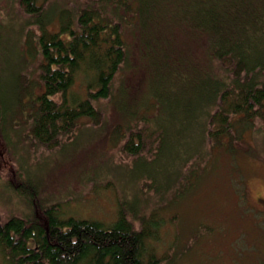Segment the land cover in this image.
Returning <instances> with one entry per match:
<instances>
[{"label": "trees", "instance_id": "16d2710c", "mask_svg": "<svg viewBox=\"0 0 264 264\" xmlns=\"http://www.w3.org/2000/svg\"><path fill=\"white\" fill-rule=\"evenodd\" d=\"M211 1L81 0L76 6L67 0H17L26 16L17 25L24 58L9 93L0 85L4 143L54 149L72 143L78 133L104 127L106 142L124 143L131 160L156 156L164 143H183L185 158L176 164L173 151L166 162L176 185L196 176L208 146L224 141L234 154V143L246 131L264 130V0ZM156 42H172L176 51L179 44L180 54L165 47L164 62L177 61L201 82L198 102L168 104L176 113L167 121L170 130L149 125L150 114L143 112L154 102L142 108L130 94ZM27 66L32 68L25 71ZM129 71L131 80L124 74ZM100 103L114 114L123 109L130 123L118 114V120L110 116L104 122ZM16 175L17 191L29 206L37 179L26 168ZM135 201L122 202L108 225L62 216L55 204H42L39 214L3 218L0 213V255L8 264H175L148 245L156 237L146 224L135 226Z\"/></svg>", "mask_w": 264, "mask_h": 264}, {"label": "rangeland", "instance_id": "374dc122", "mask_svg": "<svg viewBox=\"0 0 264 264\" xmlns=\"http://www.w3.org/2000/svg\"><path fill=\"white\" fill-rule=\"evenodd\" d=\"M16 1L0 0V85L6 93L24 58L21 51L25 44L17 25L26 16ZM67 1L76 6L81 2ZM49 29L55 30V26ZM153 46L155 50L145 57L147 63L144 60L142 75L133 83L130 94L140 100L142 108L145 102H154L150 110L143 112L150 114L149 125L170 130L167 121L176 113L168 104L193 103L196 99L198 102L201 82L177 61L164 62L161 53L165 47L175 55L182 52L179 44L177 51L172 42H156ZM166 64L169 68H165ZM29 68L32 67L27 66L25 71ZM166 73L170 76L165 77ZM124 74L132 79V71ZM99 106L106 118L104 122L118 114L122 123H130L123 109L116 108L114 114L104 103ZM106 131L103 127L89 134L78 133L72 143H61L54 149L29 143L6 145L0 134L2 217L39 214L42 204H55L62 216L94 219L108 225L117 218L122 202L134 204L135 199L137 210L132 211V219L135 215L139 222L135 226L142 221L155 234L151 236L156 240L148 245L157 255H166L175 264H264V130L254 135L251 130L246 131L239 143H234V154L226 149L224 141L212 146L207 143L196 176L187 184L180 178L179 185L173 183L175 179L168 173L166 162L173 151L176 164L185 158L183 143H164L156 156L147 158L142 154L143 158L136 156L131 160L123 149L124 143L106 142ZM22 148L23 153L19 152ZM19 162L37 179V193L29 199V206L26 195L17 191L16 173L23 172ZM156 170L160 172L155 173ZM126 212L130 215V211ZM0 264H8L1 255Z\"/></svg>", "mask_w": 264, "mask_h": 264}]
</instances>
